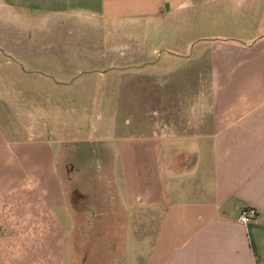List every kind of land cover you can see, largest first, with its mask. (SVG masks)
<instances>
[{
  "label": "crops",
  "instance_id": "1",
  "mask_svg": "<svg viewBox=\"0 0 264 264\" xmlns=\"http://www.w3.org/2000/svg\"><path fill=\"white\" fill-rule=\"evenodd\" d=\"M203 6L227 8L248 24L249 39L213 43L226 57L212 69L207 129L184 142L195 152L184 145L170 156L166 147L163 199L137 197L126 214L116 196L105 202L98 193L96 207L78 211L56 157L23 144L14 160L2 142L0 264H264V0H0V20L27 14L120 26ZM246 207L258 216L240 225Z\"/></svg>",
  "mask_w": 264,
  "mask_h": 264
},
{
  "label": "rangeland",
  "instance_id": "2",
  "mask_svg": "<svg viewBox=\"0 0 264 264\" xmlns=\"http://www.w3.org/2000/svg\"><path fill=\"white\" fill-rule=\"evenodd\" d=\"M218 11L191 7L120 26L0 20V143L14 160L23 144L56 157L78 211L96 207L98 193L116 196L126 214L137 197L155 204L167 193L166 147L170 156L184 145L195 152L184 142L207 129L212 69L226 57L213 43L249 39L246 22Z\"/></svg>",
  "mask_w": 264,
  "mask_h": 264
},
{
  "label": "built area",
  "instance_id": "3",
  "mask_svg": "<svg viewBox=\"0 0 264 264\" xmlns=\"http://www.w3.org/2000/svg\"><path fill=\"white\" fill-rule=\"evenodd\" d=\"M258 213L257 210L252 207H246L241 209L238 223L240 225H247L254 222L257 219Z\"/></svg>",
  "mask_w": 264,
  "mask_h": 264
}]
</instances>
